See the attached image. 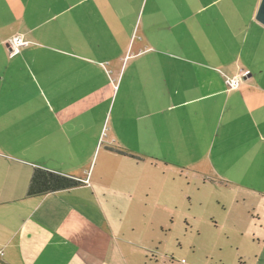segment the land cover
I'll return each mask as SVG.
<instances>
[{
	"label": "crops",
	"instance_id": "0c3cea01",
	"mask_svg": "<svg viewBox=\"0 0 264 264\" xmlns=\"http://www.w3.org/2000/svg\"><path fill=\"white\" fill-rule=\"evenodd\" d=\"M260 3L0 0V264H166L137 196L190 180L264 234ZM35 168L82 184L27 196Z\"/></svg>",
	"mask_w": 264,
	"mask_h": 264
},
{
	"label": "rangeland",
	"instance_id": "374dc122",
	"mask_svg": "<svg viewBox=\"0 0 264 264\" xmlns=\"http://www.w3.org/2000/svg\"><path fill=\"white\" fill-rule=\"evenodd\" d=\"M136 202L144 211L139 230H148L154 240L162 241L166 264H251L257 240L264 237L256 232L253 239V233L222 224L217 194L203 180L183 181L165 197L146 189Z\"/></svg>",
	"mask_w": 264,
	"mask_h": 264
},
{
	"label": "trees",
	"instance_id": "16d2710c",
	"mask_svg": "<svg viewBox=\"0 0 264 264\" xmlns=\"http://www.w3.org/2000/svg\"><path fill=\"white\" fill-rule=\"evenodd\" d=\"M122 153L127 154L122 151ZM82 184L80 180L35 168L27 190V196L42 195Z\"/></svg>",
	"mask_w": 264,
	"mask_h": 264
},
{
	"label": "built area",
	"instance_id": "2783aa9c",
	"mask_svg": "<svg viewBox=\"0 0 264 264\" xmlns=\"http://www.w3.org/2000/svg\"><path fill=\"white\" fill-rule=\"evenodd\" d=\"M28 41L24 40L20 35L14 36L10 40L12 53L18 52L21 48L25 47ZM241 83V76L236 75L232 77L225 78V84L228 89H237ZM3 253H1L2 255Z\"/></svg>",
	"mask_w": 264,
	"mask_h": 264
},
{
	"label": "water",
	"instance_id": "95a60500",
	"mask_svg": "<svg viewBox=\"0 0 264 264\" xmlns=\"http://www.w3.org/2000/svg\"><path fill=\"white\" fill-rule=\"evenodd\" d=\"M256 19L264 25V0H261Z\"/></svg>",
	"mask_w": 264,
	"mask_h": 264
}]
</instances>
